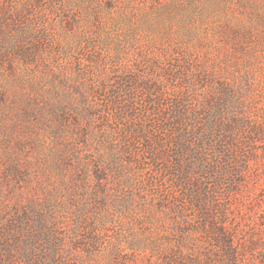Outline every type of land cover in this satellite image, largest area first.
Returning a JSON list of instances; mask_svg holds the SVG:
<instances>
[{
    "label": "rangeland",
    "instance_id": "374dc122",
    "mask_svg": "<svg viewBox=\"0 0 264 264\" xmlns=\"http://www.w3.org/2000/svg\"><path fill=\"white\" fill-rule=\"evenodd\" d=\"M30 2L0 0V264H24L32 246V260L44 261L46 244L30 243L41 222L62 240L53 264H160L174 219L162 206L172 198L148 189L152 173L120 152L123 131L146 127L151 108L138 88L136 110L121 117L109 87L153 74L165 97L187 93L163 77L176 67L186 83L223 85L245 133L263 128L264 0ZM250 151L258 156L241 198L221 191L228 213L216 221L245 232L264 220V140ZM84 219L98 240L89 253L71 250Z\"/></svg>",
    "mask_w": 264,
    "mask_h": 264
},
{
    "label": "trees",
    "instance_id": "16d2710c",
    "mask_svg": "<svg viewBox=\"0 0 264 264\" xmlns=\"http://www.w3.org/2000/svg\"><path fill=\"white\" fill-rule=\"evenodd\" d=\"M32 1L30 8L36 5V0ZM18 42L15 39L12 44L15 46ZM175 69L164 70L163 77L171 82L178 81L181 87L187 85V93L176 89L175 96L165 97V86L156 84L153 74L147 78L137 75L125 78L117 82L116 87H109L113 93L109 95L108 107L121 117L136 110L133 103L138 88L151 108L145 111L141 121L146 127L134 129L130 125L123 131L120 152L131 158L128 161L131 166L143 167L142 170L152 173L147 180L148 189L168 190L167 195L172 198L162 206L174 215L172 235L156 250L154 258H159L160 264H264V220L254 224L252 232L216 223L224 221L228 213V205L220 199L222 192L235 200L241 198L249 162L258 156L248 150L256 141L263 143L264 126L252 127L245 133V124L239 114L230 113L226 105L229 102L233 108L234 102L223 85L208 88L205 78L186 83L184 73L179 70L175 73ZM101 175V172L94 173L98 185L103 183ZM173 202L177 204H170ZM190 209L197 213L194 220L190 219ZM44 223L37 227L36 239L30 240V243L43 241L46 244L44 261L32 260V246L24 250L21 258L24 264H53L61 257L56 247L62 240ZM76 223L78 233L84 235L82 240L72 244L71 250L89 253L98 243L95 228L85 219ZM238 230L245 232L242 240Z\"/></svg>",
    "mask_w": 264,
    "mask_h": 264
}]
</instances>
